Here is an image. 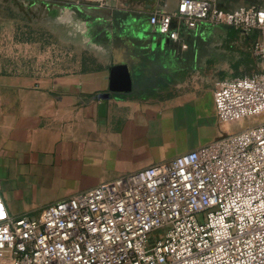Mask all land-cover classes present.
<instances>
[{
	"label": "crops",
	"instance_id": "0c3cea01",
	"mask_svg": "<svg viewBox=\"0 0 264 264\" xmlns=\"http://www.w3.org/2000/svg\"><path fill=\"white\" fill-rule=\"evenodd\" d=\"M78 1L0 0V198L13 218L213 143L192 135L198 116L215 111L216 77L260 71L229 64L237 54L207 35L224 26L153 45L151 16L174 13L180 0H106L85 30ZM240 3L249 4L221 5ZM121 64L133 91L99 99Z\"/></svg>",
	"mask_w": 264,
	"mask_h": 264
},
{
	"label": "built area",
	"instance_id": "2783aa9c",
	"mask_svg": "<svg viewBox=\"0 0 264 264\" xmlns=\"http://www.w3.org/2000/svg\"><path fill=\"white\" fill-rule=\"evenodd\" d=\"M101 6L106 0H83ZM171 43L201 25L260 34L254 75L216 84L221 126L241 132L13 218L0 198V260L9 264H264V10L180 0L150 18ZM186 49V45L182 46Z\"/></svg>",
	"mask_w": 264,
	"mask_h": 264
},
{
	"label": "rangeland",
	"instance_id": "374dc122",
	"mask_svg": "<svg viewBox=\"0 0 264 264\" xmlns=\"http://www.w3.org/2000/svg\"><path fill=\"white\" fill-rule=\"evenodd\" d=\"M215 1L218 2V0ZM75 5L76 6L72 8L75 11L76 16L79 17V19L81 18L82 20L81 23L83 24L81 28L85 30V27L91 24L89 22L93 21L92 15H94V6L96 5L93 3L84 2L83 0H79L78 4ZM92 25H90V28L89 30H87L86 34L88 33V31L89 32L94 31V29L91 28ZM218 26H222V27L224 26V27L223 29L217 32L216 30L210 28L209 30L211 31V33L207 35H212L213 37L219 36V38L225 41L226 47L230 49V54L231 55L232 53L237 54V59L230 58L229 64H231L232 67L241 70L243 69L244 71L247 72L246 74L257 72L259 70V64L252 52L253 45L257 39L256 40L251 39V36L244 35L242 32L240 33L238 31H235L234 29L228 26L225 25H218ZM92 27L94 28V25ZM241 39L244 40L245 46L240 44ZM258 39H263V38L258 37ZM90 45H91L90 40L86 42V40L83 39V47L90 48L91 47ZM241 46L243 47L242 49H240ZM216 78H218V81L219 80L221 81L227 77L218 76ZM228 78H234V77H228ZM257 121L248 120L238 124L221 126L216 120L215 111H212L211 109L208 113L204 112V115L203 114L199 115L196 120V123H194L193 135H192L193 142H196L198 146H201L210 143L212 141H215L219 137L224 136L226 134L241 132L244 128L250 127L254 122ZM174 137L177 136L174 135Z\"/></svg>",
	"mask_w": 264,
	"mask_h": 264
},
{
	"label": "water",
	"instance_id": "95a60500",
	"mask_svg": "<svg viewBox=\"0 0 264 264\" xmlns=\"http://www.w3.org/2000/svg\"><path fill=\"white\" fill-rule=\"evenodd\" d=\"M217 9L221 11H227V9L221 5L217 4ZM153 45L161 44H171L170 40H167L166 37H163L162 35L158 34L157 32H153ZM126 64L116 65L113 66L110 70V76H109V93L107 94H101L98 96L99 99H108L110 97V93H131L133 91V80L132 75L129 70V67Z\"/></svg>",
	"mask_w": 264,
	"mask_h": 264
},
{
	"label": "trees",
	"instance_id": "16d2710c",
	"mask_svg": "<svg viewBox=\"0 0 264 264\" xmlns=\"http://www.w3.org/2000/svg\"><path fill=\"white\" fill-rule=\"evenodd\" d=\"M222 1H226L227 3H231V2H233V1H236V2H238V1H240V0H218V4H222ZM248 1V5H243L242 3H240L239 5H237V9H235V10H232V9H228L227 8V11L228 12H234V11H237V10H239L240 8H242V7H248V6H255V2L254 1H251V0H247ZM258 37H261V35L260 34H255V35H253V36H251V39H254V40H256V39H258Z\"/></svg>",
	"mask_w": 264,
	"mask_h": 264
},
{
	"label": "bare ground",
	"instance_id": "6f19581e",
	"mask_svg": "<svg viewBox=\"0 0 264 264\" xmlns=\"http://www.w3.org/2000/svg\"><path fill=\"white\" fill-rule=\"evenodd\" d=\"M242 123V122H241Z\"/></svg>",
	"mask_w": 264,
	"mask_h": 264
}]
</instances>
